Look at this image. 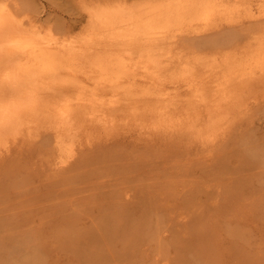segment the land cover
Masks as SVG:
<instances>
[{
	"label": "bare ground",
	"instance_id": "1",
	"mask_svg": "<svg viewBox=\"0 0 264 264\" xmlns=\"http://www.w3.org/2000/svg\"><path fill=\"white\" fill-rule=\"evenodd\" d=\"M81 17L83 19L82 23L77 26H72L70 30H61L58 34L53 29L46 31L42 26L36 23H27L25 18L15 13L5 0H0V206L11 200L10 193L29 185L36 177L40 178L41 176L43 179H46L47 184L51 183V180L54 182L55 179L57 183L61 184V189L67 191L66 194H64V192L58 194V187L57 193L50 191L52 198L49 197V201L56 202V204L59 202H66V200L70 201H67L69 204L75 202L77 200L76 197H78V195L80 196L81 192L83 193V190H77L78 184H82L83 187L84 185L85 187L87 186V188H83L84 191L85 189H88L89 192L93 191V194H89L95 195L94 198H96L98 193L102 194L103 192V190H100L102 187L101 185H103V187L109 183L113 185L115 180L116 183L119 180L121 185L131 181V179L136 176L135 174L134 177L128 176L131 169L135 168V165L138 166V163H141L143 159L140 158L141 156L139 154L136 155L134 150V157L136 155V158L133 157L135 161H131L129 158L132 157L129 156H132L130 154L133 153H131L132 151L130 148L126 149L124 147V150L121 146V149L117 148L118 144L116 145L115 142L124 139L126 141H131V144L133 143L131 145L132 147H135L134 141L137 140L140 141V144H143L141 145L143 147L144 144H152L151 146H153V144L155 145L156 140L158 144L160 141L161 143L162 141L169 142L180 150L182 154L186 152L187 148L196 149V152L202 155L204 153H210L211 151L214 153L216 150L213 149H217L218 151L216 152L218 153L221 149L220 146H224L225 141H227V146H242L240 147L241 149H236L239 153L242 152L241 157L243 159L241 163H237V166L233 165V167H231V156L230 158L221 160V166L218 165L220 166V168L218 167V173L221 174L222 178H219L220 174L219 176L218 174H210L212 177L215 176L216 179H211V183H213L208 186H212L216 190L220 188L221 190L224 189V193L226 195L229 194V196L230 193L233 192V189L238 186V188L242 187V192L247 190L245 188L252 186V180L254 179L251 177L252 175L250 176V173L255 174L257 172H264V149L261 145L256 143L254 139L255 136L250 128V123L264 112V108H262V105H264V0H134L133 2L130 0H102L99 3L86 6L84 13H81ZM226 25H242L241 27L243 28L240 33L230 34L229 38L225 40H230L232 44L229 43V45H226L229 41L227 43L224 41L226 44L225 47H223L221 46L223 43L219 45L218 40L212 39L210 41L209 39L212 43L209 42V45V43L206 42L205 44H207L208 47H206L207 45L205 47L210 48L203 50L202 47L201 52L200 50H195L190 42V44L186 43L188 41L186 35L191 36L193 34V36H196V34L202 33L205 35L208 31L213 33L215 29L216 31L219 29L222 30V27H226ZM212 30L213 32H211ZM63 31L64 33L61 35ZM182 35H185L186 38H184L187 39V41L185 40L186 42L184 40L181 41L183 39V37H181ZM180 37L182 39H179ZM262 115L264 117V113H262ZM101 141H104V143ZM105 141L110 142L105 144L107 143ZM111 141L115 144L111 143ZM113 145L117 146H114L116 149ZM163 148L161 150H163ZM224 148H226V146L222 149ZM222 149L221 152L225 151ZM229 149L231 148H227V150ZM125 150L130 153L129 156L125 155ZM140 150H136L137 153H142V149ZM155 150L156 149H154V151ZM173 150L174 149H172L171 152L175 154L176 152ZM236 150L235 152H237ZM143 154L142 156H144ZM149 155L150 154H147L143 158H148ZM187 155L188 152L186 156ZM202 155H198V160L200 157L201 159L204 157V155ZM213 155L211 153L209 157ZM183 156L184 155H182V157ZM197 158L194 157L193 159L197 160ZM164 159H166V157ZM144 160L146 161V159ZM173 160L174 159H172V161ZM205 160L201 163L202 165ZM145 161L142 162V165H139L144 166V169L147 162ZM163 163L165 162H163L162 159L161 164ZM186 164H188V161ZM170 165L173 167L172 164ZM173 165H175V163H173ZM182 165L184 164L181 163L178 165L179 170ZM148 166H150V164ZM201 167L202 166H200L199 169ZM140 168L141 167H138V169ZM149 168L150 167H148V169ZM191 168H194V165L193 167L191 166ZM189 169L190 168H187L186 170ZM204 169H202V171L207 170V168ZM135 170L132 169V172ZM191 170L189 174H191L195 168ZM168 171H170V169ZM232 171L234 174L237 173V171L241 172L242 177L239 178L238 181L233 179L232 176L234 174ZM178 172L180 175L181 172L177 170L176 173ZM144 173L146 172L144 171ZM166 173L168 174V172ZM227 173H232V176L225 178ZM182 174L185 176L184 173H181V175ZM186 175L189 176L188 174ZM223 175H225V177H223ZM166 176H168L166 178L169 182L172 175L168 174ZM159 177H157V179ZM191 177L192 176H190V179ZM193 177L196 176L193 175ZM136 179L138 181V177L135 178V180ZM163 179L165 180V178ZM196 180L199 182V179ZM181 181L186 180H180V184ZM260 181L264 186V178ZM177 182L179 181L177 180ZM170 183L168 184L169 187L174 186L173 183ZM136 184L133 186L137 187ZM149 184L150 183H147V185ZM147 185L146 187H148ZM186 186H189V184ZM79 187L80 186H78V189H82V187ZM193 187H196L195 184ZM112 188L115 189V187ZM119 188L122 187L119 185ZM114 189L113 191L109 190V192H107L106 189L107 194H104L108 195L107 198H109L110 207L104 208L98 212L96 215L98 218L92 221V224L90 223L89 228L86 226L88 228L87 232H83L86 231V227L84 226L83 231H81L86 237H84L85 240L88 241V239H90L89 241H92L93 244L91 246L89 245V250H87L88 248L85 246V250L87 251L84 253L87 255L83 257L85 258L88 256L86 260H88V258L89 260L94 258L92 261H97L95 264H98L99 260L105 254L102 251L100 252V250L115 252L113 249H115L116 246L117 248L121 246L125 250L126 248H133L134 245H132V247L130 246L131 244H135L134 249L137 247V251L139 248L138 244L141 242L138 243L136 239L140 241L148 237L149 235H147L148 233L146 234V230H151L150 227L154 228V226L156 232L154 233L152 229L153 231H151L149 239L152 243H157L156 246L159 251L163 248V246H161L163 243L162 237L160 234L157 235V230L159 229H156L157 223L151 221L154 219L155 215L152 211L154 206L151 209L147 207L149 205L144 203L148 202L147 204H151V202H156L157 200L155 201L153 195L156 194L157 196L160 192L158 191V194L157 192L152 193L150 200H147L145 197H139L138 195L140 199L138 198V201L131 206L127 204L128 207L126 204L125 206L122 205L123 203L121 202V199L123 202L125 201L122 196L124 194L126 195L125 191H129L128 188H126L125 191L123 188L119 190L120 192L117 191L118 193ZM129 189L131 190V188ZM167 189V193L169 194L170 188ZM206 189L207 187H203L202 185L199 189L198 187L196 190L194 189V192L196 191L197 194H193L196 199H194V202H208L211 199L206 198L207 196H205V193L208 191ZM176 190L178 189L176 188ZM189 190L190 188L188 192L184 191V189L182 191L181 189L180 192H186L187 197V193L189 194L193 191V189H191L192 191ZM235 190H237V188ZM162 192L164 193V191ZM133 193L129 196H132ZM144 193L143 196L145 195ZM211 193L208 194V197ZM219 193L220 192L214 193V197ZM76 194L78 195L76 196ZM202 194L204 196H202ZM245 194L246 193H240L241 196L244 195L243 199H252V197L248 195L245 196ZM87 195H84V197ZM171 195H173V193ZM197 196L201 199H197ZM210 196L213 197V195ZM101 197H103V195ZM214 197L212 199L217 200L216 197ZM91 198L88 197L87 201ZM183 199H185V196ZM263 199L264 194L258 196L257 200H255V198L253 200L254 202H262ZM162 200L166 199L164 198ZM219 200L218 198V202ZM225 200L227 202L228 199ZM253 200L250 201L254 204ZM87 201H85V203H87ZM94 201L98 202L100 200ZM127 201L129 202V200H126V202ZM82 202H84V200ZM100 203L102 204V200ZM186 203L187 199L185 205ZM201 205H199L198 209ZM261 205H259V207ZM99 206L101 205L99 204ZM196 206H198V204ZM204 206L200 209L204 210ZM81 208L82 210L84 209L83 205H81ZM163 208L165 207L163 206ZM189 208L191 209L192 207L189 206ZM60 209L59 211H61V214L63 212L62 208ZM73 211H70V215L76 213L77 217L74 215L75 220L73 219L74 217L72 218L70 215H67L69 216L67 218L63 216L65 221L69 220V222L66 221L69 224L72 222L74 223V221L79 218L78 214L81 213L77 212L78 209L74 213ZM192 211H194V209ZM102 212L103 214L100 215ZM190 215H192L191 212ZM261 216L264 217V214H261ZM193 217H195V215ZM81 218L83 219V217ZM189 218L192 217L189 216ZM196 218L195 220H198ZM66 222L65 225H67ZM153 222L156 224H152ZM197 222L198 221L195 223ZM150 223L153 226H148ZM199 223L198 225L195 224V226L201 225V223ZM76 224L78 225V222H76ZM76 224L72 226H76V228L79 229ZM160 225L158 226L160 227ZM72 226L70 225V228L68 227L69 229L65 228L64 230L63 228H59V231H63L61 233L62 235L60 234L55 238L61 239L65 237L66 239L69 237L68 241L70 244L67 245L71 246V242L78 239L79 236V234L76 233L78 229L74 230L75 227L72 228ZM83 227L81 226V228ZM8 229L9 228H3L0 232V256H2L5 251L10 253L9 250H14V246L16 245H21L20 247H15L16 249H21V252L18 249L20 253L30 248L29 250L33 251V253L36 252L37 254V252H39L40 254L38 246H40V244L42 245V243L38 239L40 237L39 235L38 238H35V233L37 232H18L13 229ZM204 229L206 230L205 227ZM204 229H201V231H204ZM221 229L222 228H219V234L220 231H223ZM226 229L224 231H226ZM193 231L192 233L194 234L191 235H195L196 231ZM198 231H200V229ZM152 232L154 234H152ZM159 232L162 233L164 230ZM204 232L207 233L206 231ZM83 233H81L80 236L82 235L83 237ZM187 233L190 235L191 232ZM230 234L232 233H229V236ZM56 235L58 234L56 233ZM184 235V237H187L186 234ZM158 236L160 237L159 239L157 238ZM175 236L174 238L171 236L169 237L172 239L179 238H175ZM182 236L183 235L180 237ZM202 236H195L197 238L195 241L197 242V240H200L201 243V239H198V237L200 238ZM21 238L23 242H19L20 244L13 243L16 239L20 240ZM70 238H73V240ZM121 238H123L124 242L121 241ZM80 240L78 239V242L75 243L80 244ZM191 240L193 239L189 241ZM62 241L64 243L66 242L64 239L58 242L62 243ZM58 242L56 244H59ZM83 242L84 240L81 242V245ZM88 242L86 243L88 244ZM172 242H175V240L170 241L169 246ZM191 243L179 240L177 243L178 245L182 244V249L178 248L182 251V256L187 253L188 257H190V259L188 258L187 260L185 259L187 255L183 257L186 260V264H206L204 259V263L202 259V262L201 260L199 262L197 257L198 252L196 253L195 250L193 251V249H191L192 245L195 243ZM78 244L74 246L81 249ZM94 244H96V246ZM167 244L166 242V245ZM201 244L200 247L199 244L198 246H193L196 248L199 247L198 249L200 250H208L207 246H203V243ZM173 245L175 246L176 244L173 243ZM56 246L61 247V244ZM121 247H119V250ZM122 248L121 252L123 251ZM73 249L74 251L76 250L75 252L80 251L76 248ZM16 251L17 250H15V252ZM18 251L16 254L14 252L10 254L13 256L19 255L20 253ZM43 251L41 253H43ZM69 251L71 252V250ZM134 251L135 250L132 252ZM136 251L134 253H136ZM153 251L155 253L156 250ZM95 252L103 253V255L101 257L98 255L100 258L96 256L99 259L93 256L91 257ZM121 252H117L116 249L115 255L116 253L119 254L118 257L115 256L117 259L119 258L121 260L126 253L123 251L122 255H120ZM127 252H129V250ZM46 255H48V253ZM206 255L205 252V256ZM120 256H122V258H120ZM140 256L142 255L140 254ZM48 257L50 258V256ZM124 257V259H126V256ZM132 257L133 256H131L130 259H132ZM236 257L237 255L234 258ZM251 257L254 256L251 255ZM103 259H101L100 262H102V260L104 262L105 258ZM8 260L14 263L16 257L14 261L12 258ZM8 260L5 259L7 262ZM28 260L30 261V259ZM126 260L128 261V259ZM140 260L139 258V261ZM17 261H19V259ZM17 261V264H23L22 262H24L23 260L20 261L21 263ZM40 261H42V259ZM130 261L131 260H129V262ZM174 261L176 260L174 259L173 262ZM33 262L34 261H32V263ZM123 262H125V260H123ZM237 262L238 261H236V263ZM213 263L214 261L212 264ZM0 264H3L1 257ZM24 264H26V262H24ZM254 264H256V262Z\"/></svg>",
	"mask_w": 264,
	"mask_h": 264
},
{
	"label": "rangeland",
	"instance_id": "2",
	"mask_svg": "<svg viewBox=\"0 0 264 264\" xmlns=\"http://www.w3.org/2000/svg\"><path fill=\"white\" fill-rule=\"evenodd\" d=\"M100 1H102V0H5V2L6 3H8L9 5H10V7H11V9L15 12V13H17L18 15H20L21 17H24L25 18V21L27 22V23H30V22H33V23H36L37 25H40V26H42L43 27V29L44 30H54L56 33H58L59 34V32L61 31V30H64V31H67V30H70L71 28H72V26H77V25H79L80 23H82L83 22V19H82V17H81V13H84V11H85V7L86 6H89V5H91V4H94V3H99ZM130 1H134V0H130ZM135 1H140V0H135ZM87 4V5H86ZM245 25V24H244ZM243 25V26H244ZM242 25H226V27H222V30L221 29H219V30H217L216 31V29L214 30V32H213V30L211 31V32H213V33H210V31H208L205 35H203V33L202 34H196V36H193V34L191 35V36H188V35H186V37L188 38V41H187V39H185L186 37H185V35L183 36H181V37H183V39L180 37L179 39H182L181 41H185L187 44H192V46H193V48H195V50H200L201 52H202V49L204 50V49H209V48H206V47H208V45L207 44H205L206 42H210L212 39L213 40H218V42H219V45H221V43H223L221 46H223V47H225V44L226 45H229V43H231L230 42V40H228V41H225V40H227L228 38H229V35L230 34H238V33H240L242 30H243V28L241 27ZM64 31L61 33V35L64 33ZM210 33V34H209ZM60 35V36H61ZM204 36V37H203ZM225 36H226V38H225ZM185 37V38H184ZM232 37V36H231ZM178 39V40H179ZM194 39V40H193ZM197 39V40H196ZM208 39V40H207ZM209 39H210V41H209ZM192 40V41H191ZM205 40V41H204ZM180 41V40H179ZM195 41V42H194ZM197 41V42H196ZM201 41H203V42H201ZM224 41L226 42V43H224ZM232 41V40H231ZM190 42V43H189ZM200 42H201V44H200ZM181 43V42H180ZM183 43V42H182ZM203 43H204V45H203ZM210 43H212V42H210ZM210 43H209V45H210ZM232 44V43H231ZM207 45V46H206ZM218 45V46H219ZM206 46V47H205ZM220 46V47H221ZM203 47V48H202ZM202 48V49H201ZM222 48V47H221ZM262 108H264V105H262ZM263 111H264V109H263ZM262 113H264V112H262ZM262 113L258 116V117H256L253 121H252V123H250V128L252 129V133L254 134V136H255V141H256V143H258L259 145H261L262 146V148L264 149V117H263V115H262ZM255 130V131H254ZM257 134V135H256ZM260 138V139H259ZM263 141H262V140ZM125 140V139H124ZM124 140H119V141H116L115 143H116V145L118 146H116V145H113V147L115 146V147H117V148H119V149H121L122 147V149L124 150L125 148L126 149H128V148H130V150L132 151L131 153H133V154H130L127 150H125L124 152L126 153L125 155H127V156H129V154L130 155H132V156H129V157H132V158H129V157H127V158H129V160L131 159V161L133 160V161H135V159H133V157H134V150H135V152H136V155L137 154H139L140 156H138V157H140V158H142L143 160L141 161V163H138V166L137 165H135V168H132L133 170H135L134 172H132V169H131V172H132V174H131V172H130V174L128 175L129 177L130 176H135L133 179H131V181H129V182H127V183H125V184H127V185H125L124 183L121 185V183H119V180L117 181V183H116V180H115V182H114V186L111 184V183H109L108 185L106 184V186H104L103 187V185H101L102 187H103V189H102V187H101V191L103 190V192H102V194H99L98 192L100 191H98L97 193H94V194H97L96 196V198H94L95 197V195H92L93 194V191H91V192H89V190L87 189H85V191H84V189L83 188H87V186L85 187V185H84V187H83V185L81 184H78L77 185V190H83V193L81 194L80 193V196L78 195V194H76V196L78 195V197H80V198H78V197H76V201L75 202H71L70 204L68 203V202H70L69 200H66V202H59V203H57L56 204V202H50L49 201V199L50 198H52V196H51V194H50V191H54V193L56 192L57 193V191H58V189H59V191H58V194H60V192H61V194L64 192V194H66L67 193V191H63L62 189H61V184H59V183H57V181H55V179H54V182H53V180H51L50 182L51 183H49V184H47L46 182V179L44 178L43 179V177L41 176L40 178L39 177H36V179L35 180H33L32 182H30V184L29 185H27V186H25V187H21V188H19L17 191H15V192H12V193H10L11 195H10V197H11V200L10 201H8V202H5L4 203V205H6V206H4L3 204L0 206V232L2 231V229L4 228V229H7V228H9L8 230H10V229H13V230H15V231H18V232H20V231H26V232H28V233H30V232H37V233H35L36 234V236H35V238H38V235L40 236L38 239L40 240V242L42 243V245L40 244V246H38L39 247V251H40V254H39V252H37V254H36V252H34L33 253V251H30L29 249H26L25 251H22L23 253H20L21 252V249H19L20 250V252L18 251V249H16L17 247H20L21 245H16V246H14V250H9L10 251V253L11 252H14L15 254H16V252L18 251L19 253V255L21 256H19V255H11L9 252H7V251H5V253L2 255V256H0L1 257V259H2V261H3V264H12L13 262L12 261H10L9 262V258H10V260H11V258L13 259V261L15 260V257H16V260L14 261V263L13 264H15L16 263V261L19 259V261H17L18 263H21L20 261H24V262H26V264H34V263H37V264H95V263H97V261H92L94 258H92L91 260H89V258H88V260H86L87 259V257L88 256H86L85 258L83 257V256H85V255H87V254H85L84 252H86L87 250H89V248H90V246L91 245H93L92 244V241H89L90 239H88V241H86L85 240V235H84V233L85 232H87V230H88V228L90 227L89 225H90V223L92 224L93 222L92 221H94L96 218H98V216H96L97 214H98V212H100V210H102V209H106V208H109L110 207V201L108 200L109 198H107V196L108 195H104V194H107L106 193V189H107V192H109V190L110 191H113V189L114 188H112V187H115V191L117 192H120L119 190H121V189H123L124 188V191L126 190V188H128V190L129 191H125V193H126V195L124 194L123 196L126 198H124L123 196H122V198L125 200L124 202L122 201V199H121V202L123 203L122 205H124L125 206V204L127 205H129V206H131L133 203H135V202H137L138 201V198L139 197H145L147 200L149 199L150 200V197H152V193H155V192H157V196H156V194H154L153 195V197L155 198V201L156 202H151V204H147L148 202H144L146 205H149V206H147V207H150L151 209H152V207H153V209H152V211L155 213V215H154V219L153 220H151V221H155L156 223H157V225H156V229H158L159 231H161L162 232V230H164V232H162V233H160L158 230H157V235L158 234H160V236L162 237L161 239L163 240L162 242V245L161 246H163V248L162 249H160V251L158 250V248H157V243L156 242H153L152 243V241H150V235H151V231H153L154 233L156 232V230L154 229L155 228V226H154V228L153 227H150V229L151 230H146V234L147 235H149L148 237H145L146 236V234H145V238H143L142 240H138V239H136L137 241H138V243H140V244H138L137 246L139 247L138 249H137V251H136V248L134 249V247H135V244H131V246L130 247H132V245H134L133 246V248H131V249H128V248H126V249H128L129 250V252H127L128 250H124L121 246H119V247H121L122 248V250L124 251V256H126V259H128V261L126 260V259H124L125 257L123 256V258H122V256H120V258H122L121 260L118 258H116V257H118V255L119 254H117L116 253V255H115V252H116V249H117V252H121V248H120V250H119V247L117 248V246H116V248L115 249H113V250H115V252L114 251H112V252H110V251H108L107 252V250H100V252L102 251V252H104L105 254L103 255V253H100V252H95L93 255H91V257L93 256V257H95V258H97V257H99L98 255H100V257L102 256V258L101 259H103V258H105V261L103 262V260H102V262H100V260H99V262H98V264H186V260L189 258L190 259V257H188V255H187V253H183L184 255L182 256V251H180L179 249H182L181 247H182V244L181 245H178L177 243H178V240L179 241H182V242H189V243H191V244H193V242L195 243L196 241V237L199 235H201L202 236V233H203V239H202V237H198V239H201V243H203V246H207L208 247V250H200V249H198L202 244L200 243V240L198 241L197 240V242L195 243V244H193V245H196V246H198V244H199V247H195V246H193L192 245V247H191V249H193V251L195 250V252L197 253L198 252V255H197V257H198V259H199V262H200V260L202 259H204L203 260V263L205 262L206 264H212V262L214 261V263L213 264H254L255 262H256V264H264V217H262L261 216V214H264V199L262 200V202H254V198H255V200H257L258 199V196H260V195H263L264 194V186L262 185V182L260 181V180H262L263 178H264V172H259L260 173V176H259V173L257 172V173H250V176L254 179V180H252L253 182V184H252V186H249L248 188H245V189H247L245 192L243 191H241V189H242V187L241 188H238V187H236L237 188V190L238 189H240V190H235L236 188H234L233 189V192L232 193H230V196H229V194L228 195H226L224 192H225V190L224 189H222L221 190V188L220 189H214L212 186H208V185H212V183H211V179L213 180H215L216 179V177L215 176H213L212 177V175L214 174V175H217L218 174V176H219V174L220 173H218V170H219V168H220V163L222 162L221 160H224V159H226V158H230V156H231V160H232V166L231 167H233V165H235V166H237L238 164L237 163H241V160L243 159L241 156H242V152L241 153H239V151H237L240 147H242V146H238V145H234V147H232V146H230V145H228V146H230V147H228L227 146V141H225V143H224V146H220V148L222 149L223 147H225L226 146V148H224V149H222V150H225V151H223V152H221V149H220V151L217 153L216 151H218L217 149H213V150H216V151H214V153H213V151H211L210 153H204L203 155H204V159L202 158L201 159V157H200V159L198 160V155L200 156V155H202V154H200L199 152H196L197 150L196 149H186V152H183V154H182V152L180 151V150H178L175 146H173L171 143H169V142H165V141H162V143H161V141L159 142V144L157 143V140H156V142H155V145L153 144V146H151L152 144H144V147L143 146H141V145H143V144H140V141L139 140H137V141H134V144H135V147H132L131 145L133 144H131V141H124ZM258 140V141H257ZM262 142H261V141ZM101 142H103L104 143V141H101ZM105 142H107V143H105V144H108L109 142L108 141H105ZM122 142V143H121ZM111 143H114V142H112L111 141ZM114 143V144H115ZM130 143V144H129ZM154 143V142H153ZM164 143V144H163ZM162 144V145H161ZM127 145H129V146H127ZM146 145V146H145ZM239 145H242V144H239ZM120 146H121V148H120ZM127 146V147H126ZM160 146H161V148H160ZM164 148H163V147ZM168 146V147H167ZM171 146V147H170ZM236 146H237V148H236ZM114 147V148H115ZM125 147V148H124ZM141 147V148H140ZM147 147V148H146ZM157 147V148H156ZM174 147V148H173ZM33 148H35V147H33ZM33 148H32V150H33ZM134 148V149H133ZM142 149V153H140L141 152V150L140 149ZM146 148V149H145ZM163 148V150H161ZM169 148V149H168ZM176 148V149H175ZM217 148H219V147H217ZM227 148H231V149H229V150H227ZM116 149V148H115ZM133 149V150H132ZM154 149H156L155 151H154ZM160 149V150H159ZM167 149V150H166ZM172 149H174L173 151L174 152H176L175 154L173 153V152H171L172 151ZM237 149V150H236ZM241 149V148H240ZM136 150H140V152L139 153H137V151ZM165 150V151H164ZM170 150V151H169ZM177 150H178V152H177ZM232 152H231V151ZM235 150L237 151V152H235ZM161 151H162V153H161ZM195 151V152H194ZM159 152H160V154H159ZM187 152H188V155L186 156V154H187ZM221 152V153H220ZM234 152V153H233ZM143 153H145V154H143ZM156 153V154H155ZM157 153H158V155H159V158H158V155H157ZM165 153V154H164ZM177 153H178V155H177ZM194 155H193V154ZM197 153H199V154H197ZM211 153H212V155L213 156H211V157H209L210 155H211ZM217 153V154H216ZM237 153V154H236ZM239 153V154H238ZM142 154L144 155V156H146L147 154H150L149 155V157L147 158H143L144 156H142ZM156 155V157H155V155ZM172 154V155H171ZM174 154V155H173ZM191 154V155H190ZM210 154V155H209ZM216 154V155H215ZM136 155H135V157L134 158H136ZM154 155V156H153ZM164 155V156H163ZM176 155V156H175ZM182 155H184L183 157H182ZM202 155V156H203ZM209 155V156H208ZM239 155V156H238ZM161 156V157H160ZM173 156V157H172ZM175 156V157H174ZM190 156H192V157H190ZM218 156H219V158H218ZM137 157V158H138ZM156 159H155V158ZM166 157V159H164ZM186 157H188V158H186ZM197 158V160L196 159H193V158ZM214 157V158H213ZM217 157V158H216ZM237 157H238V159H237ZM249 157V156H248ZM179 158V159H178ZM186 160H184V159ZM209 158H210V160H209ZM213 158V159H212ZM216 158V159H215ZM222 158V159H221ZM250 158V157H249ZM144 159H146V161L144 160ZM149 159V160H148ZM155 159V160H154ZM158 159V160H157ZM162 159H163V162H165V163H163V164H161L162 163ZM169 159V160H168ZM172 159H174L173 161H172ZM184 161H183V160ZM206 159V160H205ZM168 162H167V161ZM203 160H205V162H204V164L202 165L201 163H203ZM146 162V165H145V169L143 168L144 166H139L140 164L142 165V162ZM155 161V162H154ZM157 161V162H156ZM177 161H179V162H177ZM181 161V162H180ZM188 161V164H186V162ZM191 161H192V163H191ZM208 161V162H207ZM209 161H210V163H209ZM221 161V162H220ZM148 162H150V163H148ZM171 162V163H170ZM190 162V163H189ZM207 162V163H206ZM234 162V163H233ZM117 163V162H116ZM152 163H154V164H152ZM160 163V164H159ZM172 164V166L173 167H171V165L170 164ZM173 163H175V165H173ZM176 163H177V165H176ZM179 163V164H178ZM184 164V165H182V167H180V170H179V166L178 165H180V164ZM215 163H218V164H215ZM118 164V163H117ZM143 164H145V163H143ZM150 164V166H148ZM158 164V165H157ZM190 164H192V165H190ZM199 164H200V166H202L200 169H199ZM193 165H194V168H195V170H193L194 168H191V166L193 167ZM206 165V166H205ZM218 165H220V166H218ZM28 166H30V165H28ZM136 166H137V168H136ZM176 166V167H175ZM185 166H187V167H185ZM138 167H141L140 169L142 170H140V169H138ZM148 167H150L149 169L151 170H149L148 169ZM156 167V168H155ZM170 169V171H168L169 169ZM219 167V168H218ZM259 167V166H258ZM146 168H147V170H146ZM152 168V169H151ZM187 168H190L189 170H186ZM207 168V170H205V169ZM218 168V169H217ZM167 169V170H166ZM176 169V170H175ZM184 169V170H183ZM193 171H192V170ZM202 169H204L205 171H202ZM146 172V173H144V171ZM171 170H172V172H171ZM180 171L181 173H184L185 174V176L186 177H188V178H186L183 174L181 175V173H180V175H179V172L178 173H176V171ZM190 170L192 171V173H194V174H189L190 173ZM150 171V172H149ZM183 171V172H182ZM187 171V172H186ZM213 171V172H212ZM263 171V170H262ZM166 172H168V174L169 175H172L171 177H169V178H171L170 180H169V182H168V179L166 178V177H168V176H166V175H168ZM197 172V173H196ZM200 172V173H199ZM204 172V173H203ZM228 172H230V171H228ZM144 173V174H143ZM166 173V174H165ZM176 173V174H175ZM232 173L234 174V172L232 171ZM232 173H227L226 174V177H225V175H223V177H225V178H227V177H231L232 175ZM243 173H245V172H243ZM135 174V175H134ZM165 174V175H164ZM175 174V175H174ZM186 174H188L189 176H187ZM198 174H200V175H198ZM210 174H212V175H210ZM236 174V175H235ZM232 177H233V179H235V180H239V178H241L242 176V173L241 172H238L237 171V173H235ZM239 174V175H238ZM141 175V176H140ZM160 177H159V176ZM177 175V176H176ZM193 175L194 176H196V177H193ZM127 176V177H128ZM162 176V177H161ZM190 176H192L191 177V179H190ZM255 176V177H254ZM138 177V181H137V179L135 180V178H137ZM157 177H159L158 179H157ZM183 177H185V178H183ZM142 178V179H141ZM163 178H165V180L163 179ZM219 178H222L221 177V174H220V176H219ZM257 178V179H256ZM259 178V179H258ZM174 179H175V181H176V183H175V181H174ZM179 181V182H177V180ZM186 180V181H181V184H180V180ZM188 179V180H187ZM198 183H196L194 180ZM196 179H199V182H198V180H196ZM20 180V179H19ZM18 180V181H19ZM130 180V179H129ZM132 180H133V182H132ZM142 180H144V181H142ZM159 180H160V182H159ZM250 180H251V178H250ZM140 181V182H139ZM174 181V182H173ZM189 181V182H188ZM42 182V183H41ZM137 182H139V183H137ZM173 183L174 184V186H168V184L169 183ZM184 182V183H183ZM188 182V183H187ZM195 182V183H194ZM137 183V184H136ZM142 183V184H141ZM147 185V183H150L149 185H147L148 187H146V185ZM161 183V184H160ZM167 183V184H166ZM170 183V184H171ZM201 183H203V184H201ZM137 185V187L135 186H133V185ZM139 184V185H138ZM166 184V185H165ZM187 184H189V186H186ZM195 184V186L196 187H193V185ZM203 186V187H207V189L206 190H208V191H206V193H205V196H207L206 198H213L214 197V193H218V192H220L219 194H216L215 195V197H216V199L217 200H209L208 202H194V196H193V194L195 193L196 194V191L194 192V189L196 190V188L198 187V189L200 188V186L201 185ZM59 185V186H58ZM111 185H112V187H111ZM119 185L122 187V188H119ZM141 185V186H140ZM143 185H145V186H143ZM164 185V186H163ZM176 185V186H175ZM179 185V186H178ZM61 186V187H60ZM78 186H80L79 188H81L82 187V189H78ZM117 186V187H116ZM126 186H128V187H126ZM142 186H143V188H142ZM166 186H168V187H166ZM179 188H178V187ZM180 186H181V189H182V191H183V189H184V191H187L188 192V189L190 188V190L191 189H193V191L192 192H190L189 194L187 193V197H186V192H180L181 191V189H180ZM57 187H58V189H57ZM150 187V188H149ZM166 189H165V188ZM174 187V188H173ZM188 187V188H187ZM247 187V186H246ZM129 188H131V190L129 189ZM132 188H133V190H132ZM135 188V189H134ZM167 188H170L169 189V191H170V193L172 194L173 193V195H171L170 193L168 194L167 193ZM176 188L178 189V190H176ZM186 188V189H185ZM211 188V189H210ZM262 188V189H261ZM64 189V188H63ZM161 189V190H160ZM164 189V190H163ZM172 189H175V190H172ZM21 190V191H20ZM60 190H62V191H60ZM91 190V189H90ZM94 190H96V189H94ZM172 190V191H171ZM189 190V191H190ZM218 190H220V191H218ZM88 191V192H87ZM101 191H100V193H101ZM104 191H105V193H104ZM147 191H148V193H147ZM159 191V192H158ZM162 191H164V193L162 192ZM174 191V192H173ZM175 191H176V193H175ZM211 191H212V193H211ZM260 191V192H259ZM79 192V191H78ZM96 192V191H95ZM117 192V193H118ZM134 192V193H133ZM138 192H140V193H138ZM141 192H145L144 194V196H143V193H141ZM180 192V193H179ZM208 192V193H207ZM221 192H222V195H221ZM238 192V193H237ZM24 193V194H23ZM76 193H77V191H76ZM89 193H92V194H89ZM133 193V195L132 196H129V195H131ZM209 193H211L210 195H213V197H211L210 195H209V197H208V194ZM240 193L241 194H243V193H246L245 194V196L246 195H248L249 197H252V199H248V200H245V199H243V196H241L240 195ZM248 193V194H247ZM49 194V195H48ZM63 194V195H64ZM89 196H88V195ZM141 194H142V196H141ZM177 194V195H176ZM181 194V195H180ZM250 194V195H249ZM254 194V195H253ZM75 195V194H74ZM73 195V196H74ZM84 195H87V196H85L84 197ZM103 195V197H101ZM119 195H120V193H119ZM138 195H139V197H138ZM169 195V196H168ZM176 197H175V196ZM197 195V194H196ZM232 195V196H231ZM54 196V195H53ZM91 196H92V198H91ZM110 196V195H109ZM165 196V197H164ZM174 196V197H173ZM177 196H178V198H177ZM184 196H185V199H183L184 198ZM191 196V197H190ZM202 196H204L203 194H202ZM220 196V197H219ZM223 197V199H222V197ZM225 196H227V197H229V198H227V197H225ZM50 197V198H49ZM83 197H84V199H83ZM88 197H90L91 199L89 200V201H87L88 200ZM101 197V198H100ZM129 199H128V198ZM167 197V198H166ZM169 197V198H168ZM171 197V198H170ZM180 197V198H179ZM214 197V198H215ZM225 197V198H224ZM23 198V199H22ZM86 198V199H85ZM132 198V199H131ZM166 199V200H162V199ZM218 198L220 199L219 200V202H218ZM234 198V199H233ZM79 199V200H78ZM84 200V202H82L83 200ZM140 199V198H139ZM186 199H187V203H186V205H185V202H186ZM192 199V200H191ZM197 199H201L199 196H197ZM225 199H230L229 201L227 200V202H226V200ZM240 199V200H239ZM94 200H100V201H94ZM101 200H102V204L100 203L101 202ZM126 200H129V202L127 203L126 202ZM134 202H133V201ZM179 200V201H178ZM196 200V199H195ZM206 200H208V199H206ZM223 200V201H222ZM225 200V201H224ZM250 200H253V202H254V204L250 201ZM49 201V202H48ZM52 201V200H51ZM68 201V202H67ZM85 201H87V203H85ZM90 201H92V202H90ZM131 201V202H130ZM162 201V202H161ZM190 201V202H189ZM192 201V202H191ZM198 201V200H197ZM202 201V200H201ZM204 201H205V199H204ZM214 201H216V202H214ZM231 201V202H230ZM250 201V202H249ZM78 202H80V203H78ZM160 203V204H158V203ZM164 202V203H163ZM189 202V203H188ZM247 202H249V203H247ZM51 203V204H50ZM77 205H76V204ZM93 203V204H92ZM101 205V206H99V204ZM107 203V204H106ZM130 203V204H129ZM139 203V202H138ZM155 203V204H154ZM156 203H157V205H158V207H157V205H156ZM163 203V204H162ZM208 203V204H207ZM209 203H210V206H209ZM246 203V204H245ZM259 203V204H258ZM56 206H55V205ZM61 204H63V205H61ZM74 204V205H73ZM92 204V205H91ZM198 204V206H196V205ZM202 204V205H201ZM205 206H204V205ZM214 204V205H213ZM248 204H250V205H248ZM255 204H257V205H255ZM262 204V205H261ZM50 205V206H49ZM76 205V206H75ZM81 205H83V210H82V208H81ZM107 206V207H105V206ZM127 205V206H128ZM156 205V206H155ZM199 205H201L200 206V208H202V206H204V210H201L200 208L198 209V207H199ZM233 205V206H232ZM254 205V206H253ZM259 205H261L260 207H259ZM8 206V207H7ZM85 206H86V208H85ZM126 206V207H127ZM128 206V207H129ZM142 206V205H141ZM163 206L165 207V208H163ZM185 206V207H184ZM189 206L190 207H192L193 209H194V211H192L193 209L191 208H189ZM194 206H195V208H194ZM248 206V207H247ZM263 206V207H262ZM72 207H73V209H74V211H73V209H72ZM74 207H76L77 209H78V213L79 212H81V213H77L78 214V217L79 218H77V220L76 221H74V223L72 222L71 224H69L68 222H69V220H66V221H68V222H66L64 219H63V216H64V218L66 217H69V216H67V215H70V211L72 212L73 211V213L74 212H76V208H74ZM79 207V208H78ZM258 207V208H257ZM60 208H62V212L63 213H61L60 214V212L61 211H59V209ZM71 208V209H70ZM184 208V209H183ZM257 208V209H256ZM263 208V209H262ZM52 209V210H51ZM144 209H145V207H144ZM195 209H196V211H195ZM197 209H198V211H197ZM50 210V211H49ZM56 210V211H55ZM61 210V209H60ZM140 210V209H139ZM168 212H167V211ZM199 210H201V211H199ZM210 210V211H209ZM261 210V211H260ZM263 210V211H262ZM55 211V212H54ZM161 211V212H160ZM186 211H188L189 212V214H188V212H186ZM260 211V212H259ZM54 214V216H53V214ZM156 212H157V214H156ZM190 212H191V214L192 215H190ZM261 212H263V213H261ZM84 213H86V214H84ZM153 213V214H154ZM194 213V214H193ZM200 214V215H198V214ZM50 214H52V215H50ZM57 214H58V216H57ZM65 214V215H64ZM80 214H81V216H80ZM92 214V215H91ZM100 214V213H99ZM103 214V212L100 214V215H102ZM160 214V215H159ZM169 214V215H168ZM56 215V216H55ZM74 215L76 216V213H74ZM73 214H71L70 216H72V218L75 220V216H74ZM94 215H95V217H94ZM99 215V216H100ZM156 215H158V216H156ZM195 215V217H193ZM199 217H198V216ZM88 216V217H87ZM170 216H171V218H170ZM173 216V217H172ZM189 216L190 217H192V218H189ZM77 217V216H76ZM81 217H83V219L81 218ZM151 217H153V216H151ZM155 217H156V220H155ZM197 217V218H196ZM222 217V218H221ZM62 218V219H61ZM157 218H158V220H157ZM159 218H160V220H159ZM161 218H162V220H161ZM195 218L196 219H198V220H195ZM204 218V219H203ZM81 219V220H80ZM88 219V220H87ZM152 219V218H151ZM170 219V220H169ZM172 219V220H171ZM212 219V220H211ZM223 219V220H222ZM263 219V220H262ZM192 220H194V221H192ZM200 220V221H199ZM204 222H203V221ZM91 221V222H90ZM169 221V222H168ZM180 221V222H179ZM188 221V222H187ZM196 221H198L197 223H195ZM202 221V222H201ZM219 223H218V222ZM65 222L67 223V225H65ZM76 222H78V225L76 224ZM155 222H153L152 224H156ZM162 222V223H161ZM201 223V225H199V226H197L198 225V223ZM222 222V223H221ZM199 223V224H200ZM219 225H218V224ZM77 225V227H79V229L78 228H76V226H72V225ZM151 223L148 225V226H150V225H152ZM162 226H161V225ZM167 224V225H166ZM195 224H197L196 226H195ZM205 224V225H204ZM217 224V225H216ZM70 225L72 226V228H74L75 227V229L74 230H76V229H78V230H80V229H82V230H80V231H76V233L77 234H79V236H78V239L80 240H82V238H83V240H84V242H83V246L85 247H87L88 249L87 250H85L86 249V247L84 248L82 245H81V242L83 241H81L80 240V244H78V243H75V242H78V239H76V240H73V238L71 239V240H73V242H71L72 244H71V246H68L70 243H69V241H68V238H66L65 239V237L63 238H61V239H59V238H55V237H57V236H59L63 231L61 230V231H59L58 229L60 228V229H62L63 228V230L66 228V229H69L70 228ZM158 225H160V227H162V228H160ZM204 225V226H203ZM215 225H216V227H215ZM81 226L83 227H86L85 228V230L86 231H83V229H84V227L83 228H81ZM153 226V225H152ZM158 226V227H157ZM195 226V227H194ZM203 226V227H202ZM219 226V227H218ZM225 226V227H224ZM69 227V228H68ZM204 227L206 228V230L204 229ZM228 227V228H227ZM57 228V229H56ZM149 228V227H148ZM188 228V229H187ZM197 228H199L200 229V231H198L199 229H197ZM217 230H216V229ZM219 228H222L221 230H223L222 232L220 231V234L218 233L219 232ZM227 228V229H226ZM153 229V230H152ZM162 229V230H161ZM184 229H185V231H184ZM191 231H190V230ZM197 229V230H196ZM201 229H204V231H206L207 233H205L203 230V232L201 231ZM226 229V231H224ZM28 230V231H27ZM56 230V231H55ZM58 230V231H57ZM179 230V231H178ZM194 230V231H193ZM229 232H228V231ZM232 230V231H231ZM81 231H83V232H81ZM178 231V232H177ZM192 231L193 232H197V234H196V232H195V235H191V234H194V233H192ZM217 231V232H216ZM237 231V232H236ZM55 232V233H54ZM79 232H81V233H83V237H82V235L80 236V234L81 233H79ZM152 232V234H154ZM187 232H191L190 233V235H188V233ZM201 234H200V233ZM54 235H53V234ZM56 233L58 234V235H56ZM180 233V234H179ZM182 233V234H181ZM214 233V234H213ZM229 233H232V234H230V236H229ZM245 233V234H244ZM42 234V235H41ZM129 234V233H128ZM173 234V235H172ZM184 234H186V236L187 237H184L185 235ZM206 236H205V235ZM208 234V235H207ZM223 234V235H222ZM234 234V235H233ZM241 234H244V235H241ZM56 235V236H55ZM62 235V234H61ZM176 235V236H175ZM181 235H183L182 237H180ZM211 235V236H210ZM233 235V236H232ZM169 236H171L172 238H174V236H175V238L176 237H179V238H177V239H172L171 237H169ZM196 236V237H195ZM204 236H205V238H204ZM223 236V237H222ZM232 236V237H231ZM240 236V237H239ZM67 237V236H66ZM80 237H82V238H80ZM85 237V238H84ZM131 237V236H130ZM184 237V238H183ZM189 237H192V238H189ZM222 237V238H221ZM158 239L160 238L159 236L157 237ZM169 238V239H168ZM182 238V239H181ZM212 238V239H211ZM31 239V238H30ZM59 239V240H58ZM62 239H64V241H66L65 243L62 241V243H60V242H58V241H61ZM184 239V240H183ZM190 239H193V240H191V241H189ZM23 239L21 238L20 240H17L16 239V241H14L13 243H21V242H23L22 241ZM32 240V239H31ZM35 240V239H34ZM38 240V241H39ZM70 240V241H71ZM118 240V239H117ZM135 240V241H136ZM168 240V241H167ZM172 240H175V242H172L171 243V245L169 246V242L170 241H172ZM88 242V244L86 243V242ZM119 241V240H118ZM117 241V242H118ZM121 241H123L124 242V240H123V238H121ZM120 241V242H121ZM161 241V240H160ZM204 241V242H203ZM59 243V244H61V247L59 246H56V245H59V244H56V243ZM119 242V243H120ZM123 242H121V243H123ZM166 242L168 243L167 245L169 246H167L166 245ZM177 242V243H176ZM239 242V243H238ZM19 243V244H20ZM64 243V244H63ZM73 243H75V244H73ZM86 243V244H85ZM151 243V244H150ZM173 243L174 244H176L175 246H176V248H175V246L173 245ZM209 243V244H208ZM66 244V245H65ZM68 244V245H67ZM76 244H78V246L81 248V249H79V248H77V247H75L74 245H76ZM97 244V243H96ZM96 244H94L95 246H96ZM136 244H137V242H136ZM164 244V245H163ZM15 245V244H14ZM63 245V246H62ZM65 245V246H64ZM72 245H73V247H72ZM90 245V246H89ZM98 245V244H97ZM130 245V244H129ZM129 245H127V246H129ZM219 245V246H218ZM45 246V247H44ZM77 246V245H76ZM89 246V247H88ZM144 246H145V248H144ZM172 246H173V248H172ZM210 246V247H209ZM16 247V248H15ZM71 247H72V249L73 248H76V249H79V250H77V251H79V252H75L74 251V249L72 250L71 249ZM83 247V248H82ZM129 247V248H130ZM143 247V248H142ZM219 247V248H218ZM44 250H42V249ZM64 248V249H63ZM67 248V249H66ZM179 248V249H178ZM213 248V249H212ZM229 248V249H228ZM41 249V250H40ZM71 250V252L69 251V250ZM95 249V248H94ZM93 249V250H94ZM169 249V250H168ZM177 249V250H176ZM218 249V250H217ZM237 249V250H236ZM15 250H17L16 252H15ZM22 250H24V249H22ZM37 250V251H38ZM47 250V251H46ZM83 250H85V251H83ZM91 250V249H90ZM98 250V251H99ZM119 250V251H118ZM131 250V251H130ZM133 250H135L136 251V253H134V252H132ZM153 250H156L155 251V253H154V251ZM175 250V251H174ZM236 250V251H235ZM240 250V251H239ZM29 251V252H28ZM43 251V253H41ZM92 251V250H91ZM123 251L120 253V255H122V253H123ZM145 251V252H144ZM170 251V252H169ZM232 251V252H231ZM75 254H74V253ZM180 252V253H179ZM205 252H206V256H205ZM8 253H9V255H11V256H9L8 255ZM13 253V254H14ZM48 253V255H46V254ZM77 253H79V254H77ZM88 253V252H87ZM89 253L91 254V252L89 251ZM88 253V254H89ZM128 253V254H127ZM192 253V252H191ZM190 253V254H191ZM204 254V256H203V254ZM35 254V255H34ZM39 254V255H38ZM89 254V255H90ZM133 254V255H132ZM140 254L142 255V256H140ZM211 256H210V255ZM249 254V255H248ZM7 256V258H6V256ZM24 255V256H23ZM34 255V256H33ZM44 255V256H43ZM76 255H78V256H76ZM79 255H80V257H79ZM108 255H110V256H108ZM134 255H136V256H134ZM143 255H144V257H143ZM187 255V258H183V257H185ZM214 255V256H213ZM234 255V256H233ZM237 255V257L236 258H234L235 256ZM251 255L252 256H254V257H251ZM28 258H27V257ZM48 256H50V258L48 257ZM97 256V257H96ZM116 256V257H115ZM131 256H133L132 257V259H130V257ZM140 256V257H139ZM190 256V255H189ZM232 256V257H231ZM9 257V258H8ZM19 257V258H18ZM23 257H25V258H23ZM39 257H41V258H39ZM81 257H83V258H81ZM90 257V258H91ZM99 257V258H100ZM129 257V258H128ZM142 257V258H141ZM160 257V258H159ZM166 259H165V258ZM175 257V258H174ZM207 257V258H206ZM216 257V258H215ZM240 257V258H239ZM243 257V258H242ZM38 260H37V259ZM99 258H97V259H99ZM139 258L141 259L140 261H139ZM169 258V259H168ZM5 259H7L8 260V262L7 261H5ZM26 259V260H25ZM28 259H30V261L28 260ZM34 259H36V260H34ZM42 259V261H40V260ZM96 259V260H97ZM107 259V260H106ZM136 259H138V260H136ZM143 259V260H142ZM159 259V260H158ZM161 259V260H160ZM175 259L176 261H174L173 262V260ZM245 259V260H244ZM85 260V261H84ZM123 260H125V262H123ZM129 260H131L130 262H129ZM158 260V261H157ZM178 260V261H177ZM202 260H201V262H202ZM212 260V261H211ZM218 260V261H217ZM243 260V261H242ZM7 262V263H5V262ZM31 262V263H29V262ZM32 261H34L33 263H32ZM36 261V262H35ZM82 261V262H81ZM111 261H112V263H111ZM127 261V262H126ZM236 261H238L237 263H236ZM242 261V262H241ZM244 261H246V262H244ZM261 263H260V262ZM24 262H22L23 264H24ZM28 262V263H27ZM89 262V263H88ZM143 262V263H142ZM209 262H211V263H209ZM224 262H226V263H224ZM244 262V263H243ZM259 262V263H258ZM187 263H188V261H187ZM17 264V263H16ZM197 264H200V263H197ZM202 264V263H201Z\"/></svg>",
	"mask_w": 264,
	"mask_h": 264
}]
</instances>
